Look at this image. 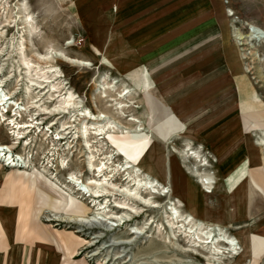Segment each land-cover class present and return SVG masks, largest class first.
Wrapping results in <instances>:
<instances>
[{"label": "rangeland", "instance_id": "1", "mask_svg": "<svg viewBox=\"0 0 264 264\" xmlns=\"http://www.w3.org/2000/svg\"><path fill=\"white\" fill-rule=\"evenodd\" d=\"M220 2L234 48V31L244 34L248 24L264 29V0ZM89 8V0H0V90L11 98L10 103L17 104L0 111V119L4 117L0 121V144L24 165L6 166L0 156V209L11 224L7 232L2 219L1 241L6 242L7 236L18 256L29 258L31 264H207L182 254L189 248L181 239L173 240L167 213L174 207L178 214L189 215L195 226L211 230L214 240L223 231L221 234L239 241L243 232L256 231L264 225V147L253 144L260 131L264 134V111L249 117L235 108L234 115L231 111L222 118L210 109L218 95L215 92L190 108L185 106L184 120L179 119L183 127L178 128L177 116L153 95L156 72L146 74L141 68L127 73L114 70L108 63L101 65L100 53L90 47L86 33L88 22L84 20ZM24 14L31 17L26 29L22 25ZM210 31L202 30L192 37L193 50L188 55L194 56L212 43L208 40ZM238 48L244 56L246 80L264 108V44L251 42L250 46ZM40 57L48 61H37ZM23 59L29 60V66L22 64ZM70 59L86 61L91 66H74ZM194 63L185 74L189 80L194 75L199 78L209 67ZM55 72L57 76L49 79ZM224 75L235 85L230 71L226 69ZM114 79L115 89L109 88L108 83ZM46 86L51 87V92L47 93ZM123 86L132 92L128 99L118 100L116 94ZM230 93L226 89L225 94L219 91L226 103ZM68 94L73 96V105L69 103L64 109L62 103ZM118 102L125 107L117 108ZM174 108H179L178 102ZM84 111L91 117L84 120ZM59 112L62 114L57 115ZM98 113L108 119L113 132L110 128L109 134L94 141L93 121ZM232 117L235 122L222 129L221 125ZM132 118L141 123V132H134ZM11 121L33 126L28 129L29 145L15 140ZM218 125L222 131L212 137L210 144V134ZM234 126L239 130L237 140L234 137L225 148L218 146L221 134L232 131ZM80 127H86V142L80 138ZM61 136L63 139H58ZM238 144L235 150L227 151ZM252 151L260 155L258 162H252ZM190 152L196 153L207 167L194 162ZM127 165L132 168L123 172ZM96 169L103 174L97 177ZM205 175L213 183L209 193L200 186ZM128 177L135 182L150 180L153 190L159 192L163 187L170 198L151 199L141 186L126 182ZM243 177L240 184L244 212L237 214L234 188ZM71 178L78 185L70 183ZM95 192L101 196L90 197ZM146 199L161 207H144ZM136 232L139 234H132ZM220 244V252H226L227 247ZM209 262L264 264V254L244 261L224 255L217 263L213 259Z\"/></svg>", "mask_w": 264, "mask_h": 264}, {"label": "crops", "instance_id": "2", "mask_svg": "<svg viewBox=\"0 0 264 264\" xmlns=\"http://www.w3.org/2000/svg\"><path fill=\"white\" fill-rule=\"evenodd\" d=\"M89 7V16L84 20L86 24L88 22V29L85 31L90 47H93L95 53H100L101 65L108 63L114 70L127 73L141 68L146 74L156 72L153 79L155 83L153 95L164 105L169 106L178 121L184 120L185 106L190 108L198 103L200 98L213 95L215 92L218 95L210 109L217 111V116L221 114L222 117L224 113L231 111L234 115L235 108L239 113L249 117L264 111V108L260 107L259 97L254 96V89L246 80L240 50L236 49L238 46L235 41L234 48L228 39L226 16L220 0H89ZM97 9L99 19H96ZM99 24L103 27H98ZM202 30L208 32L212 30L211 36H208L212 43L194 56L188 55L193 50L192 37ZM183 56L184 58L179 59ZM196 60L201 66L209 67L198 75L199 78L194 75L189 80L185 74ZM226 69L234 77L235 85L224 77ZM196 87L198 90H194ZM225 89L231 92L227 103L219 94V91L225 94ZM176 102L179 108H174ZM224 106H228L227 109L224 110ZM234 122L232 117L231 121L221 125V128ZM219 127L220 125L215 129V133L210 134L211 138L208 141L210 144L212 137L222 131ZM221 136L218 146L222 145V148H225L231 143V139L235 137L237 140L238 127L228 133L223 132ZM253 144L261 147L257 141ZM238 146L239 144L232 145L227 151L231 152ZM250 154L252 162H258L260 155L254 154V151ZM235 158L238 159V155ZM220 169L223 174V167ZM244 178L234 188L236 201L234 213L237 214L244 212L243 189L240 184ZM188 194L190 195V192ZM250 213L252 214L251 209ZM5 216L0 209V224L4 219L3 225L8 229L11 224ZM260 227L251 232L264 236V225ZM7 232H10L9 229ZM5 241L3 243L0 236V264H31L28 262L29 258L18 256L17 248L11 247L7 236Z\"/></svg>", "mask_w": 264, "mask_h": 264}, {"label": "bare ground", "instance_id": "3", "mask_svg": "<svg viewBox=\"0 0 264 264\" xmlns=\"http://www.w3.org/2000/svg\"><path fill=\"white\" fill-rule=\"evenodd\" d=\"M22 20H23L22 21V25L25 26L24 29L29 28V25L31 24V17H29L27 14H24L23 17H22ZM246 27H247V31L244 34L239 32L238 30H236V32L234 31V37H235L237 46H239V47H241V46H250L251 42H259V43L264 44V29H262L259 26L250 25V24L246 25ZM46 57H40L38 60L37 59L36 60L37 61H45V62H47L48 59ZM241 57H242V59H244L243 55H241ZM53 59L57 60L56 57H54V58L52 57V60ZM21 61H22V64L25 67L29 66V60L23 59ZM69 63L73 64L74 66H80V67L91 66V64L89 62L81 61V60H75V59H70ZM49 68H52V66L49 67ZM56 73L57 72H55V74H53L49 79H53L54 77H56L57 76ZM116 82L117 81L115 79L112 80L111 82L108 83V87L109 88L111 87V88L115 89ZM46 87L48 88L47 93L51 92V90H52L51 87L50 86H46ZM46 87H44L43 90H45ZM0 88H1V84H0ZM40 88H42V87H40ZM131 92L132 91L128 87L123 86L122 90L118 91V93L116 94V97H117L118 100L119 99H128V97L130 96ZM72 97L73 96L71 94H68L67 99L63 100L64 103H62V104L64 105V109L72 104L71 103ZM10 101H11V98L9 96H7V94H5L2 90H0V111H5L6 107L10 106V105H11L12 108L17 106L16 103L12 104V103H10ZM115 101H117V100H115ZM121 102L116 103V105H118V107L116 105L115 106L117 108L125 107V104L123 105V104H121ZM69 103H71V104H69ZM126 107H127V105H126ZM17 110H19V109L17 108L15 110V112ZM60 114H62V112H59L57 115H60ZM15 115H16V113H15ZM1 116H2V118L0 119V121H4L3 120V118H4L3 115H1ZM82 116H83L84 120L87 119L88 116L91 117V115L89 113H87L86 111L83 112ZM134 118L130 119L131 123H135L136 124V125L133 124L136 127L134 132L135 133L137 131L141 132L143 130L142 125H141V123L138 122L139 120H136ZM94 119H95V121H93V125H95V126L92 128L94 131L92 133L93 137L91 139H94V141H96V140L99 139V137H101V135L102 136H106L107 134H109L111 130L110 131H108V130L110 128H112V127L110 125V128H109L108 119L106 121L105 120L106 117L103 114L98 113V115L96 117H94ZM11 122H13V121H11ZM12 124H13L12 125L13 126L12 129L14 130L13 134H15V136H16L15 140H24L25 141L24 145H29L27 138L31 134V131L29 132L28 129L29 128H33V126L32 125H28V124L21 125L19 123H14V122ZM178 124H179L178 128L182 127V125L179 123V121H178ZM64 128L65 127H62L63 130H66ZM85 128L86 127H83V128L80 127V129H78V131L81 134L80 138L81 139H85V142H86V129ZM112 132H113V128H112ZM26 133H27V136H24ZM114 133H116V132H114ZM259 134L260 135H259V137H258V139L256 141L258 142V144L261 147H264V134H263V131L259 132ZM58 139L62 140L63 136H61L60 138L58 137ZM188 145L189 144H187L186 146H188ZM189 150H191V149H189ZM189 155L193 156L194 162L198 163V165L201 168L202 167L204 168L205 166L207 167V163L202 161V160H200L199 156L196 153H191ZM0 156L2 157V159H4L3 162L7 163L6 166L10 165L11 167L12 166L20 167V165L18 163L22 164V162H23V161L22 162H18L19 159L15 158L10 153L8 148L4 147V145H2V144H0ZM15 161H17V163H15ZM201 162H202V164H201ZM22 166H24V165L22 164ZM129 168H132V165L131 166H129V165L125 166V170L123 169V172L128 170ZM134 171H136V170H134ZM96 174H97V177H99L100 174H103V172L101 171V169H98L96 171ZM108 175L110 176V174H108ZM97 177H96V179H97ZM101 177H107V176H102L101 175ZM129 177L125 178V181L126 182L128 181L130 184L132 183L131 186H136V187L141 186V189H142L143 193H145V196H149V198L151 197V199H154V198L156 199L158 197L167 198L169 196V194L166 193V191H164L165 189L163 187L161 188V190L159 192H157L159 189L153 190V185L150 182V180H147L145 183L142 181L143 182L142 183L139 180H138V182L133 181V179L129 180ZM211 180H212L211 177L208 176V175H205V176H203L200 179V186L204 190L207 189V191H206L207 193L210 192L209 191L210 188H211L210 186H212L211 185V183H212ZM69 181H70V183L72 182L73 184L78 185V183L76 182V180H74V178H71ZM128 189H129V187H128ZM146 189H152L153 191L151 192V190H146ZM135 190H136V188H135ZM135 190H133V191L135 192ZM125 191H126V193L128 192L127 190H125ZM139 192H140V190H139ZM127 194H129V193H127ZM156 194H158V195H156ZM100 196L101 195H99V194H97L95 192L94 195L90 196V197L95 199L96 197L99 198ZM129 196H130V194H129ZM139 198H141V197H139ZM169 198H170V196H169ZM144 202L146 203V204L144 203L146 205V206L144 205V207H146V208L154 209V208L161 207L157 202H154V201L153 202H149V199L148 200L146 199ZM169 206H171V205H169ZM121 207L124 208V206H121ZM169 211H171V212L167 213L168 216L166 215L167 216L166 217L167 218V224H168V227L170 228L169 229V233H170V235H172L173 240L181 239L186 244V247L189 248V249L186 248L187 250H185V249L183 250L182 254H184L186 256L195 257V258H198L201 262H206L207 264H211L209 262V260H211V259L216 260L215 263H217V261H219L221 259V257L224 258V255H226L228 258H232V259L234 258V259H238L240 261H244V260H246V258L251 257L253 259V258H256L257 256H262L264 254V236H260L258 234H254L251 231H245L239 236L240 240L238 241V239H236L234 237H227V236H225V234H221L223 231L221 232L218 229L217 231H220V233L218 235H221V236H220V238H217L216 240H214V236H212V234H211L212 232L210 233L211 230H208L207 227L202 228V227L195 226V223L193 224V222L190 219L189 215L185 216V215L178 214V212L175 210L174 207H171ZM121 220L122 219H120L119 221H121ZM205 229L208 230V232ZM132 234L138 235L139 233L136 232V233H132ZM220 243H223L227 247L226 252L225 251L224 252L223 251L220 252L219 249L221 248L220 246L222 245ZM238 243H240V245ZM217 264H219V262Z\"/></svg>", "mask_w": 264, "mask_h": 264}, {"label": "built area", "instance_id": "4", "mask_svg": "<svg viewBox=\"0 0 264 264\" xmlns=\"http://www.w3.org/2000/svg\"><path fill=\"white\" fill-rule=\"evenodd\" d=\"M224 3L226 4L227 2H226V1H224Z\"/></svg>", "mask_w": 264, "mask_h": 264}]
</instances>
